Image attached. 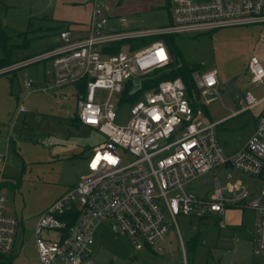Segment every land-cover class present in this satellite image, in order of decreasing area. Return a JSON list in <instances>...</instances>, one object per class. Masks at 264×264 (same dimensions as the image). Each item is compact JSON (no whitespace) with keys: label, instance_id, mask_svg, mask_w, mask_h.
I'll use <instances>...</instances> for the list:
<instances>
[{"label":"built area","instance_id":"built-area-1","mask_svg":"<svg viewBox=\"0 0 264 264\" xmlns=\"http://www.w3.org/2000/svg\"><path fill=\"white\" fill-rule=\"evenodd\" d=\"M169 14L170 21L163 26L115 29L107 25L109 15L95 0L84 37L74 40L72 29L64 27L59 30L61 43L16 62L19 67L50 58L52 74L40 89L55 94L72 85L76 120L102 135L87 156L88 174L37 215L33 237L39 264L54 260L90 264L94 234L101 222L128 236L137 249L147 246L162 252L172 224L183 243L178 214L202 218L215 213L218 227L223 228L221 213L234 206L257 213L252 250L264 255L263 191L252 193L230 172L223 181L214 177L203 195L190 186L198 178L206 184L205 175L221 166L251 176L264 175V47L260 55L250 56L246 67L251 81L261 83L263 94L256 97L245 90L237 95V101L244 105L232 115L258 104L262 107L253 132L232 152L225 151L218 138L220 121L206 119L180 76L149 86L142 83L171 61L164 35H198L226 26L264 23V0H170ZM119 21L125 23L126 17L120 16ZM152 36L156 37L135 46ZM192 77L203 94L214 92L210 88L216 90L215 68L196 69ZM135 80L140 86L131 93ZM24 83L27 87L35 84L32 77ZM97 88L108 90L103 101L98 99ZM114 97L118 101L132 98L129 118L123 123L116 121ZM67 98V93L61 92L59 99ZM26 110L20 104L15 118ZM123 153H129L131 159L126 161ZM226 161L231 167L225 166ZM19 225V218L6 211V196L0 190V264L8 263L6 254L17 242Z\"/></svg>","mask_w":264,"mask_h":264},{"label":"rangeland","instance_id":"rangeland-1","mask_svg":"<svg viewBox=\"0 0 264 264\" xmlns=\"http://www.w3.org/2000/svg\"><path fill=\"white\" fill-rule=\"evenodd\" d=\"M168 1L97 0V4L109 15L107 25L115 29L154 28L169 23ZM94 5L95 0L0 2V26L5 37L0 57L9 55L15 60L0 67V175L3 178L0 190L6 196V211L20 220L17 242L12 252L6 254L11 264H39L33 237L38 212L88 174L86 159L90 148L102 140L96 130L75 122L72 85L60 88L55 94L40 89L52 74L50 58L19 67L15 64L61 43L59 30L67 26L77 29L89 22L87 18ZM120 16L126 17L125 23L119 21ZM76 36L74 34L73 38ZM153 37L156 36L140 42L145 44ZM175 43L182 58L198 66L190 71L192 80L196 69L217 70L216 90L210 88L216 93L215 97L206 99L201 88H192L191 96L206 119L216 121L241 108L244 103L238 102L236 97L247 88H251L256 97L263 94L261 83L251 82L246 67L250 56L260 55L264 47V23L226 26L198 35H177ZM176 61L173 58L172 63ZM160 69L161 72L172 71L167 67ZM233 75H237L233 90L219 93L218 88ZM29 77L35 84L27 87L24 80ZM61 92H66L68 98L59 99ZM96 92L100 101L108 94L105 88H97ZM114 100L116 121L123 123L129 118L130 101L124 97L119 101L114 97ZM20 104L27 111L15 118ZM258 109L242 110L222 119L217 126L221 144L242 146L254 128ZM123 157L126 161L131 159L129 153H123ZM226 172L247 185L252 193L263 191L261 202L264 204V175L251 176L221 166L205 175L208 181L201 191L196 187L197 180L190 186L204 194L212 179L218 176L223 181ZM222 214L223 228L218 227L215 213L202 218L178 214L183 243L172 224L167 237L173 243L162 252L147 246L137 249L128 236L116 233L108 223L101 222L94 234L90 264H260L264 255L254 254L252 250L257 213L234 206L226 208ZM51 264L60 262L54 260Z\"/></svg>","mask_w":264,"mask_h":264},{"label":"trees","instance_id":"trees-1","mask_svg":"<svg viewBox=\"0 0 264 264\" xmlns=\"http://www.w3.org/2000/svg\"><path fill=\"white\" fill-rule=\"evenodd\" d=\"M0 2H3V0H0ZM170 0L168 1L169 4ZM166 43L168 44L169 48H170V52H171V61L169 62V64L167 65V68H171L170 70H172L170 73L168 72H161V69H156L155 71H153V77H145L142 80L143 86H149L151 84H155L157 83L159 80L164 79V78H169V77H174V76H180L182 79H184V83L186 85L187 88V94L189 95L190 93V97L191 99L194 101L193 97L191 96L192 94V88L195 86L194 81L192 80L191 76H190V71L192 69L197 68L198 66L189 62H186L181 54L178 51L177 45L175 43V38L176 35L174 34H166L163 36ZM152 38V37H151ZM150 39V38H149ZM138 41V40H137ZM136 43V42H135ZM133 43V45L135 44ZM136 44L141 45V42H137ZM0 46H3L5 48V37H4V31L2 30L1 26H0ZM6 51V49H5ZM173 58H176L177 61L174 63L173 62ZM12 62H15V60H12L9 55H6L4 57H0V67L10 64ZM196 66V67H195ZM151 73V76H152ZM173 76H171V75ZM170 75V76H169ZM132 99V98H129ZM195 104V103H194ZM77 123H79L78 121H76ZM7 264H10V262H8Z\"/></svg>","mask_w":264,"mask_h":264},{"label":"crops","instance_id":"crops-1","mask_svg":"<svg viewBox=\"0 0 264 264\" xmlns=\"http://www.w3.org/2000/svg\"><path fill=\"white\" fill-rule=\"evenodd\" d=\"M91 13H92V10L89 12V15H88V18L87 19H89V22H90V17H91ZM89 22H86V23H83L82 25H81V27L80 28H77V29H74V28H72V27H70L69 26V28H71L72 29V36H71V38L72 39H74V40H76V39H80V38H82V37H84L85 35H86V33H87V31H88V28H89ZM68 27V26H67ZM74 34H76L77 36L75 37V38H73V36H74ZM252 83H256V82H253V81H251ZM72 89V88H71ZM246 90H251L252 92H253V90L251 89V88H247ZM262 95V94H261ZM260 95V96H261ZM259 96V97H260ZM193 103H195V101H193ZM196 105V104H195ZM254 107H258L259 109H258V113L256 114V119H257V116H258V114H259V112H260V110H261V107H262V104H258V105H256V106H254ZM254 107H252V108H254ZM242 108V107H241ZM240 109V108H239ZM238 109V110H239ZM251 109V108H250ZM244 110H248V109H244ZM27 111V110H26ZM26 111H21V112H19V114H21L22 112H26ZM232 111H235V110H232ZM232 111L230 112V113H228L227 115H225V116H223L222 118H220V119H218L219 121H220V123L219 124H221V121H223L222 119H224V118H227V117H229V116H231L232 115ZM242 111V110H241ZM18 114V115H19ZM18 117V116H17ZM75 120V122L77 121L76 120V118L74 119ZM218 120H216V121H218ZM215 121V120H214ZM77 123V122H76ZM80 124V123H79ZM255 124H256V122H255ZM218 126V125H217ZM254 128H255V125H254ZM254 128H253V130H254ZM253 130H252V132H253ZM251 132V133H252ZM224 147V149H225V151H227V152H232V151H234V150H236L237 148H239V147H241V146H237V147H225V146H223ZM197 180V184H196V187H197V189L199 188L200 189V191H201V188L204 186L202 183H201V179H196ZM2 181H3V178H2V176L0 175V188L2 187ZM209 189H210V185L208 186V188H206V192L205 193H208V191H209ZM196 190V189H195ZM64 192V191H63ZM62 192V193H63ZM196 192L198 193V191L196 190ZM62 193H60V194H58L54 199H56L59 195H61ZM204 193V194H205ZM198 194H200V195H203L202 193H198ZM53 199V200H54ZM50 204V203H49ZM48 204V205H49ZM44 209V208H43ZM42 209V210H43ZM223 213V212H222ZM221 213V216L223 215ZM38 214H39V212H38ZM171 243H173L172 242V240L171 239H168V237H167V239H166V245H168V244H171ZM183 256H184V261L186 262V256H185V254L183 253ZM262 261H264V259H260L259 260V262H260V264H262Z\"/></svg>","mask_w":264,"mask_h":264},{"label":"water","instance_id":"water-1","mask_svg":"<svg viewBox=\"0 0 264 264\" xmlns=\"http://www.w3.org/2000/svg\"><path fill=\"white\" fill-rule=\"evenodd\" d=\"M236 79H237V75H233V76L227 78L223 82L222 86L218 88V92L219 93H223L226 90H233L234 83H235ZM139 86H140L139 81L135 80L134 81V86L131 89V93L135 92L139 88ZM204 95H205L206 99H211V98L215 97L216 93L215 92H207V91H205ZM225 166L231 167V162L230 161H226Z\"/></svg>","mask_w":264,"mask_h":264}]
</instances>
